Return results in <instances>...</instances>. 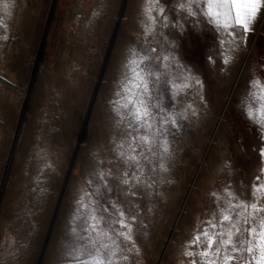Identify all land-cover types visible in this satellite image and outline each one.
I'll use <instances>...</instances> for the list:
<instances>
[{"label":"rangeland","instance_id":"1","mask_svg":"<svg viewBox=\"0 0 264 264\" xmlns=\"http://www.w3.org/2000/svg\"><path fill=\"white\" fill-rule=\"evenodd\" d=\"M180 2L188 0H161L169 17L184 26L183 33L157 25L149 41L164 45L161 32L176 41L183 63L206 79L209 104L207 109L201 105L199 121L189 114L182 129L173 130L171 172L157 170L153 177L156 191L167 199L142 201L153 213L142 214L147 227L137 225L142 255L129 254L130 264H178L191 229L203 227L197 217L208 218L207 190L231 181L237 192H246L259 174L255 149L262 130L246 110L251 107L260 119L264 105V21L234 41L223 30L216 32L202 5L192 17L175 8ZM6 3L15 6L6 9ZM142 3L0 0V264H51L85 150L95 151L97 138L108 130L106 102L121 71L114 62L116 51L140 33L139 22L148 23L147 16L138 14ZM235 33L242 30L237 27ZM234 43L240 44V52L220 73L224 57L234 53ZM252 78L260 80V86H253ZM181 99L200 104L194 88L186 96L182 92ZM99 155H105L102 147ZM225 161L231 162L230 168L224 167ZM46 162L57 174L45 173L52 176L51 197L46 212L37 217V232L29 236L31 227L22 210L34 203L35 194L29 191L33 181L43 186L40 173ZM167 179L175 183H161ZM63 238L73 246L71 237Z\"/></svg>","mask_w":264,"mask_h":264},{"label":"snow or ice","instance_id":"2","mask_svg":"<svg viewBox=\"0 0 264 264\" xmlns=\"http://www.w3.org/2000/svg\"><path fill=\"white\" fill-rule=\"evenodd\" d=\"M201 5L217 33L223 30L239 41L254 31L264 0H188L175 4V8L195 17ZM14 6L4 5L6 9ZM138 8V14L147 16L148 23L139 22L140 33L116 51L114 62L121 71L115 82L117 87L106 102L108 130L97 138L95 151L85 150L78 173L80 180L74 183L69 200L71 211L60 225L62 237L57 241L51 264H130L131 253L139 258L142 249L135 238L137 225L147 227L142 214L145 210L153 213V208L145 209L142 201L167 199L163 192L156 191L153 177L157 170L171 172L175 159L170 139L174 137L173 130H181L189 114L199 121L201 105L208 107L206 79L194 66L183 63L177 55L176 41L163 32L160 35L164 45L149 41L157 25L162 29L178 28L181 34L184 26L169 17L167 5L161 0H143ZM237 27L242 30L239 35L235 33ZM218 43L223 46L225 42L218 37ZM233 48V55L224 57L220 73L234 62L240 44L234 43ZM207 59L215 65L212 56ZM260 67L264 69V64ZM251 83L260 86V80L255 78ZM193 88L198 105L181 99L182 92L186 96ZM260 90L264 92V86ZM178 105L183 107L176 112ZM246 111L247 117L262 130L255 149L260 160L259 174L246 192H237L231 181L207 190L204 212L208 218L201 221L197 217L203 227L191 229V235L181 245L178 264H264V183L260 182L264 179V105L260 119L255 118L251 107ZM100 147L103 157L99 155ZM224 167L230 168L231 162L225 161ZM49 171L53 176L57 174V168L46 162L40 173L43 186L33 181L29 191L35 194L34 203L22 210L31 227L29 236L37 232V217L46 212L51 197L52 176H45ZM161 183L171 185L175 181L167 179ZM63 237H71L73 246ZM29 246L30 241L23 248Z\"/></svg>","mask_w":264,"mask_h":264},{"label":"crops","instance_id":"3","mask_svg":"<svg viewBox=\"0 0 264 264\" xmlns=\"http://www.w3.org/2000/svg\"><path fill=\"white\" fill-rule=\"evenodd\" d=\"M263 21H264V7H262L261 11L258 12V14H257V17H256V19L254 21V29L256 28V26L258 24H260Z\"/></svg>","mask_w":264,"mask_h":264}]
</instances>
